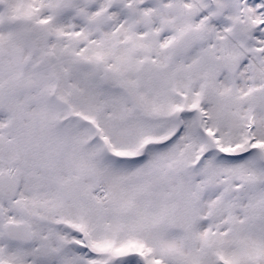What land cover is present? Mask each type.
Here are the masks:
<instances>
[{
    "label": "snow or ice",
    "instance_id": "obj_1",
    "mask_svg": "<svg viewBox=\"0 0 264 264\" xmlns=\"http://www.w3.org/2000/svg\"><path fill=\"white\" fill-rule=\"evenodd\" d=\"M0 264H264V0H0Z\"/></svg>",
    "mask_w": 264,
    "mask_h": 264
}]
</instances>
